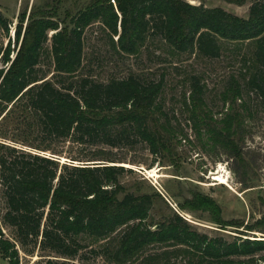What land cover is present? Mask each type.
Listing matches in <instances>:
<instances>
[{
  "label": "trees",
  "instance_id": "1",
  "mask_svg": "<svg viewBox=\"0 0 264 264\" xmlns=\"http://www.w3.org/2000/svg\"><path fill=\"white\" fill-rule=\"evenodd\" d=\"M25 19L26 12L14 46L10 39L0 44V113L18 106L23 134L0 141V255L7 263L19 264L17 241L27 253L39 245L60 257L42 264H76L70 259L86 246L82 236L106 238L123 228L102 248L113 264H264V239L247 235L264 232V213L251 224L227 220L217 200L190 188V197L177 202L181 210L202 209L219 226L246 228L231 239L210 235L158 192L122 181L133 169L117 163L124 160L114 149L141 143L159 162L177 164V144L189 138L165 108L167 72L105 80L81 72L84 32L96 22L118 56L137 54L147 40L165 44L179 59L172 73L186 86L183 112L198 142L248 170L246 118L264 117V0H253L247 16L188 0H49L33 4ZM45 59L49 70L41 67ZM223 60L231 69L216 117L206 71L195 66L207 70ZM64 140L91 150L62 161L56 142ZM159 201L170 211L157 219L151 211Z\"/></svg>",
  "mask_w": 264,
  "mask_h": 264
},
{
  "label": "rangeland",
  "instance_id": "2",
  "mask_svg": "<svg viewBox=\"0 0 264 264\" xmlns=\"http://www.w3.org/2000/svg\"><path fill=\"white\" fill-rule=\"evenodd\" d=\"M45 1L49 0H0V16L5 22L4 25L0 21V44L3 47H6L9 39L12 43L11 46H14L15 25L19 21L20 15L26 12V21L31 6L43 4ZM188 1L195 4L203 3L206 6H221L238 15L247 16L253 0ZM5 26L8 27V30ZM51 32H49V36ZM50 44L51 40L48 39L46 45L50 46ZM111 51L101 24L96 22L90 25L84 32V56L81 72L92 73L98 79L105 80L111 76H122L129 72L158 77L159 73L163 70L166 71L167 78L173 81H169L170 86L165 93V108L169 111L174 110L180 125L189 135L188 139H181L177 144L176 151L179 154L177 164L168 160L159 162L146 145L141 143H136L130 148L114 149L124 160L117 163L133 169L122 176V181L133 189L158 192L172 208L180 211L198 230L210 235H224L231 239L238 233L237 231L246 230L244 226L238 228L219 226L208 220L209 213L207 211L202 209L193 212L181 210L177 202H183L189 198L190 188H193L217 200L222 207L223 216L227 220L234 218L243 221L244 224H251L264 213V117L262 114L258 113V115L246 118L247 131L241 145L250 168L244 170L236 159L229 157L219 149L207 150L198 142L190 122L183 112L181 96L182 92L186 90V86L176 81L180 76L172 73L173 67L180 64L177 61L179 59L165 44L147 40L137 54L122 56L115 55ZM164 57L167 58V61ZM212 64V69L206 70L200 64L195 68L206 71L205 80L209 87L206 97L215 116L219 117L221 101L218 93L222 89L231 66L225 60ZM4 65L0 55V67ZM41 67L44 70H49L47 59L44 60ZM50 67L52 68V66ZM50 75L51 73H48V76ZM7 110L8 108L0 113V141L23 136L21 122L17 118L18 106L6 115ZM56 143L57 148L62 151V161L69 155L91 150L89 147L86 148V146L71 140ZM218 172L224 174L223 182L214 179L213 176ZM2 211L3 200L0 196V222ZM169 211L170 208L167 207V204L159 201L151 211V217L158 219L161 214ZM122 230L123 228L120 232ZM5 231L10 236V230L5 228ZM120 232L106 238L82 236V242L86 246L81 249L79 256L70 260L76 264H113L104 255L102 248L116 238ZM247 235H250L251 238L264 239V232L256 230L249 231ZM16 245L19 247V264H42L47 258L59 257L55 256L53 252L43 251L39 245L33 253L23 251L17 241ZM0 264H8L1 255Z\"/></svg>",
  "mask_w": 264,
  "mask_h": 264
},
{
  "label": "bare ground",
  "instance_id": "3",
  "mask_svg": "<svg viewBox=\"0 0 264 264\" xmlns=\"http://www.w3.org/2000/svg\"><path fill=\"white\" fill-rule=\"evenodd\" d=\"M215 180H217L218 182H223L224 181V174H221V173H217L215 174V176H213ZM227 177V176H226Z\"/></svg>",
  "mask_w": 264,
  "mask_h": 264
}]
</instances>
